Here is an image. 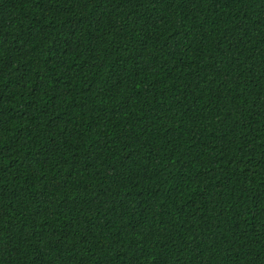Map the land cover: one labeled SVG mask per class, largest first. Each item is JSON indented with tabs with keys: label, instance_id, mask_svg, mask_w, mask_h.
<instances>
[{
	"label": "trees",
	"instance_id": "obj_1",
	"mask_svg": "<svg viewBox=\"0 0 264 264\" xmlns=\"http://www.w3.org/2000/svg\"><path fill=\"white\" fill-rule=\"evenodd\" d=\"M0 264H264V0H0Z\"/></svg>",
	"mask_w": 264,
	"mask_h": 264
}]
</instances>
